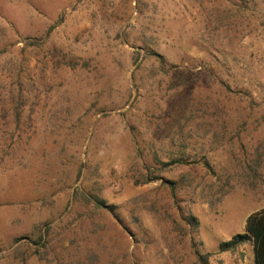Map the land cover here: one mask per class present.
<instances>
[{
  "label": "rangeland",
  "instance_id": "1",
  "mask_svg": "<svg viewBox=\"0 0 264 264\" xmlns=\"http://www.w3.org/2000/svg\"><path fill=\"white\" fill-rule=\"evenodd\" d=\"M263 103L264 0H0V264H253Z\"/></svg>",
  "mask_w": 264,
  "mask_h": 264
},
{
  "label": "trees",
  "instance_id": "2",
  "mask_svg": "<svg viewBox=\"0 0 264 264\" xmlns=\"http://www.w3.org/2000/svg\"><path fill=\"white\" fill-rule=\"evenodd\" d=\"M50 29H52V27ZM145 55L148 56L149 58L157 59L162 65L165 62L164 56L152 49L146 50ZM66 63L69 65L68 62ZM158 179L159 178L155 175L147 176L141 183L148 184ZM164 183L168 184L167 186L170 189L171 195L173 198H175L176 197L175 183L168 182L166 180H164ZM95 204L99 207L104 206V202L102 200L96 199ZM186 220L193 227L197 225V220L191 214L187 216ZM247 244L252 246L253 249V254H254L253 264H264V208L251 213L246 219L244 231L242 233L233 235L228 240L221 241L219 243L218 250L220 252H234L239 247ZM196 255L199 258L201 264H207L208 254L204 255V254H200L199 252H196Z\"/></svg>",
  "mask_w": 264,
  "mask_h": 264
}]
</instances>
